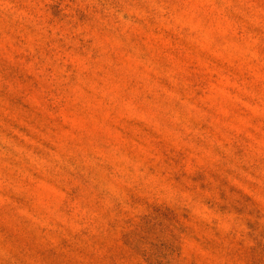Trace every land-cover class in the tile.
I'll return each instance as SVG.
<instances>
[{
  "label": "rangeland",
  "instance_id": "1",
  "mask_svg": "<svg viewBox=\"0 0 264 264\" xmlns=\"http://www.w3.org/2000/svg\"><path fill=\"white\" fill-rule=\"evenodd\" d=\"M0 264H264V0H0Z\"/></svg>",
  "mask_w": 264,
  "mask_h": 264
}]
</instances>
